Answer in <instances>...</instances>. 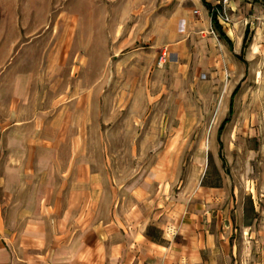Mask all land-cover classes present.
<instances>
[{"label":"rangeland","instance_id":"obj_1","mask_svg":"<svg viewBox=\"0 0 264 264\" xmlns=\"http://www.w3.org/2000/svg\"><path fill=\"white\" fill-rule=\"evenodd\" d=\"M240 3L223 27L230 49L193 0H0V67L12 61L43 105L89 110L90 147L118 164H161L170 197L224 189L252 218L248 187L264 184V9Z\"/></svg>","mask_w":264,"mask_h":264},{"label":"crops","instance_id":"obj_2","mask_svg":"<svg viewBox=\"0 0 264 264\" xmlns=\"http://www.w3.org/2000/svg\"><path fill=\"white\" fill-rule=\"evenodd\" d=\"M215 1L193 0L211 26ZM217 24L231 49L230 23ZM12 65L0 67V264H264V184L248 187L252 218L224 189L170 197L161 164L90 147L89 110L43 105Z\"/></svg>","mask_w":264,"mask_h":264},{"label":"built area","instance_id":"obj_3","mask_svg":"<svg viewBox=\"0 0 264 264\" xmlns=\"http://www.w3.org/2000/svg\"><path fill=\"white\" fill-rule=\"evenodd\" d=\"M259 3L264 9V0H255ZM231 0H216L209 8V16L210 20L215 19L217 23L220 24H229L231 23ZM167 54L166 51L163 50L159 57L158 63L159 65H163L166 62Z\"/></svg>","mask_w":264,"mask_h":264},{"label":"trees","instance_id":"obj_4","mask_svg":"<svg viewBox=\"0 0 264 264\" xmlns=\"http://www.w3.org/2000/svg\"><path fill=\"white\" fill-rule=\"evenodd\" d=\"M210 8V7H209ZM211 23H212V27H213V29L218 33V35L220 36V38L222 39V40H224L225 42H227V44L229 45V47H231V45H230V42L228 41V39L224 36V34L222 33V31H221V28L218 26V24H217V22L215 21V19H212L211 20ZM247 35H246V32H245V35H244V37L245 38H243V42H242V46H241V54L239 55V58L240 59H242V55H243V53H244V51H245V49L247 48V37H246ZM237 88L233 91V93H232V95H231V98H230V107H229V111H228V117L221 123V126H220V128H219V134L222 132V130L224 129V126L229 122V119H230V116H231V114H232V100H233V98H234V95H236V93H237Z\"/></svg>","mask_w":264,"mask_h":264}]
</instances>
